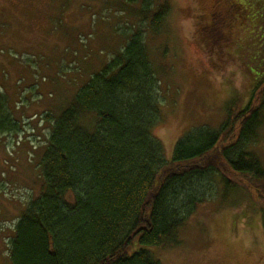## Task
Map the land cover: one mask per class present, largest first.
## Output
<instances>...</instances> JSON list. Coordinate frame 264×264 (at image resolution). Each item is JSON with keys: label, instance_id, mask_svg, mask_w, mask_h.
<instances>
[{"label": "trees", "instance_id": "1", "mask_svg": "<svg viewBox=\"0 0 264 264\" xmlns=\"http://www.w3.org/2000/svg\"><path fill=\"white\" fill-rule=\"evenodd\" d=\"M119 4V49L55 116L43 114L41 185L14 225L9 264H161L150 248L179 245L202 206L233 205L241 194L259 206L264 231V165L253 149L264 130V78L217 128L185 132L167 162L153 134L164 100L148 40L164 35L169 0ZM7 106L0 93V134L18 132Z\"/></svg>", "mask_w": 264, "mask_h": 264}, {"label": "rangeland", "instance_id": "2", "mask_svg": "<svg viewBox=\"0 0 264 264\" xmlns=\"http://www.w3.org/2000/svg\"><path fill=\"white\" fill-rule=\"evenodd\" d=\"M121 1L0 0V93L18 123V132L0 134V264H9L14 225L40 189L50 131L43 114L55 116L119 49ZM169 4L164 35L148 40L164 100L153 134L167 162L185 132L217 128L264 78V0ZM209 22L217 29H206ZM253 149L264 165V130ZM242 197L202 206L179 231V245L149 251L161 264H264L259 206Z\"/></svg>", "mask_w": 264, "mask_h": 264}, {"label": "flooded vegetation", "instance_id": "3", "mask_svg": "<svg viewBox=\"0 0 264 264\" xmlns=\"http://www.w3.org/2000/svg\"><path fill=\"white\" fill-rule=\"evenodd\" d=\"M211 21V20H210Z\"/></svg>", "mask_w": 264, "mask_h": 264}]
</instances>
